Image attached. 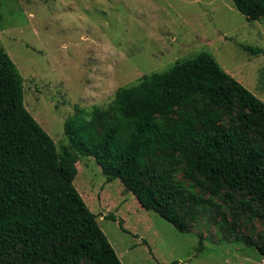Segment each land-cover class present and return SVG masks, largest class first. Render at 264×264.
Masks as SVG:
<instances>
[{"label": "trees", "instance_id": "obj_1", "mask_svg": "<svg viewBox=\"0 0 264 264\" xmlns=\"http://www.w3.org/2000/svg\"><path fill=\"white\" fill-rule=\"evenodd\" d=\"M232 2L264 21V0ZM64 134L59 151L24 107L23 78L0 47V264H121L74 187L78 154L179 232L201 210L217 214L215 198L264 220V103L211 54L117 89L107 107L68 118ZM104 219L125 231L115 215ZM242 239L264 256L263 243Z\"/></svg>", "mask_w": 264, "mask_h": 264}, {"label": "rangeland", "instance_id": "obj_2", "mask_svg": "<svg viewBox=\"0 0 264 264\" xmlns=\"http://www.w3.org/2000/svg\"><path fill=\"white\" fill-rule=\"evenodd\" d=\"M0 13V47L23 78L24 107L59 151L76 112L105 108L117 89L201 53L264 103V55L242 47L264 52V21L247 20L232 0H0ZM78 157L74 187L121 264H264L242 239L264 244V220L237 202L215 198L217 214L201 210L179 232L119 179L107 182L92 157Z\"/></svg>", "mask_w": 264, "mask_h": 264}]
</instances>
